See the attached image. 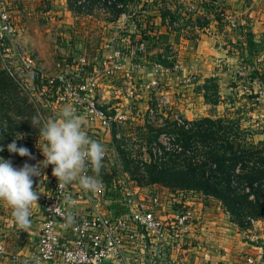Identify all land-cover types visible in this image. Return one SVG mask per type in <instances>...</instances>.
<instances>
[{"label":"rangeland","instance_id":"374dc122","mask_svg":"<svg viewBox=\"0 0 264 264\" xmlns=\"http://www.w3.org/2000/svg\"><path fill=\"white\" fill-rule=\"evenodd\" d=\"M141 1L0 0V14L8 15L11 24L10 33L0 27V146L4 148L0 157L17 168L24 164L27 157L7 151V145L16 140L18 147L31 153L39 150L44 160L39 128L48 118H58L61 108L69 105L49 104L48 99L39 100L27 90L22 73L29 66L51 77L62 76L76 86L97 78L92 80L97 83V99H104L105 111L124 117L120 133L134 149V162H150L151 151L155 160L164 158L162 141L173 143L177 149L173 153L183 154L182 135L191 138L187 153L201 150L204 144L197 134L207 131H199V126L215 131L220 126L223 136L241 131L250 142L264 143V0ZM148 31L154 46L139 44ZM4 65L15 70V80L2 73ZM159 77L160 86H154ZM162 94L171 104L164 105ZM71 106L90 136L86 109ZM34 116L41 121L35 127L31 124ZM181 119L185 124H177ZM98 142L108 149L109 140L100 136ZM33 181L35 189L38 181ZM37 191L41 196L42 191ZM180 195L201 197L193 192ZM208 200L216 209L205 217L196 212L194 219L200 227L204 224L206 244L214 245L212 235L217 227H238L239 234L264 227V221L251 220L243 210L242 219L238 217L240 227L223 204ZM37 203L31 206V224L24 231L14 218L10 226L2 220L12 210L0 201V222L5 225L0 231V264L31 263L38 238L32 229L39 227L40 200ZM208 249L203 250L207 253Z\"/></svg>","mask_w":264,"mask_h":264},{"label":"built area","instance_id":"2783aa9c","mask_svg":"<svg viewBox=\"0 0 264 264\" xmlns=\"http://www.w3.org/2000/svg\"><path fill=\"white\" fill-rule=\"evenodd\" d=\"M0 27L2 32H11L8 15L0 14ZM2 69L13 71L5 65ZM178 69L176 66L175 71ZM22 74L34 92V79L42 81L39 99H48L52 105L69 103L86 109V124L92 126L88 129L89 137L99 135L93 140L98 141L100 136L109 140L98 177L103 187L98 191H85L78 182L59 188L57 178L52 176V165L43 169L41 176L33 177L38 181L37 190L42 192L36 212L39 220L36 254L29 264H191L185 256L190 233L202 229L198 220H194L195 199L180 195L183 192L141 185L124 170L126 163L130 166L136 163L131 159L134 149L122 140L124 117L108 113L102 103L104 99H97V83L92 80L97 78L86 79L76 86L62 76L51 77L32 66ZM153 84L160 86V77ZM164 97V105L171 104ZM179 123L185 124V120ZM161 144L160 151L177 152L170 141ZM32 155L35 159L27 157L23 163L32 165L42 161L39 150ZM111 167L117 168L116 173ZM103 169L105 175L110 174L109 179L104 178ZM88 174L94 175L91 170ZM247 231L249 247L255 254L247 253L243 262L231 264H260L264 259V234L257 233V227Z\"/></svg>","mask_w":264,"mask_h":264},{"label":"trees","instance_id":"16d2710c","mask_svg":"<svg viewBox=\"0 0 264 264\" xmlns=\"http://www.w3.org/2000/svg\"><path fill=\"white\" fill-rule=\"evenodd\" d=\"M136 2L140 4L142 1ZM149 32L151 31L144 34L143 42L139 43L142 46H154V38ZM2 71L11 80L16 79V75H12L14 70ZM25 82L23 85L33 95H38L44 86L41 80L34 79V92L26 79ZM43 108L45 109L44 106ZM198 130L207 131L210 137L207 143V132L200 131L197 134L203 140L204 147L201 150L187 153L186 147L191 138H184L182 135L180 143L184 146L183 154L164 151L165 157H157L155 160L151 151L150 162L143 163L139 160L135 167H131L125 161L126 169L141 185L160 184L172 192H193L203 196L205 201L217 200L240 227H243L238 218L242 219L243 212L240 210L245 211L251 220L264 221V143L250 142L241 131L234 135L229 132L227 136H223L224 129L220 126L216 131L209 126H199ZM115 169L116 172L117 168ZM103 173L105 177L104 169ZM106 177L109 179L110 174H106ZM179 186L181 187L178 188Z\"/></svg>","mask_w":264,"mask_h":264},{"label":"clouds","instance_id":"9594fccd","mask_svg":"<svg viewBox=\"0 0 264 264\" xmlns=\"http://www.w3.org/2000/svg\"><path fill=\"white\" fill-rule=\"evenodd\" d=\"M41 123L34 116L31 124L35 127ZM19 136V135H18ZM39 149L44 160L30 165L25 162L21 167H14L11 160L0 157V201L5 202L12 210L15 224L26 231L31 224L30 209L38 204L39 192L34 189L33 177L43 174V169L52 165V176L57 178L58 187L63 189L72 182H78L85 191H98L103 187L98 178L106 148L100 142L91 139L83 128L82 117L76 114L71 105L61 108L58 118H48L39 128ZM19 136V139H22ZM37 144V145H38ZM38 147V146H37ZM4 148L0 146V152ZM9 153L35 159L30 150L17 146L16 140L7 145ZM91 170L94 175H89ZM71 217H68L71 222Z\"/></svg>","mask_w":264,"mask_h":264},{"label":"crops","instance_id":"0c3cea01","mask_svg":"<svg viewBox=\"0 0 264 264\" xmlns=\"http://www.w3.org/2000/svg\"><path fill=\"white\" fill-rule=\"evenodd\" d=\"M104 140H108L107 137L104 138ZM104 178H107L106 175ZM212 203L213 201H205V198L202 199L201 196L198 197V199H195L194 202H192V206L201 217H205L208 212L216 209L215 207H212ZM204 204L210 205L208 207L206 206L205 209ZM4 219L10 226L11 219L13 221L11 211H9V214L4 213L2 220ZM3 228H5V225L0 222V231ZM257 228L259 230V233L264 234V227L262 229H259V227ZM32 229L35 233V237H38L39 227H37V225L34 227L32 226ZM203 229H201L202 233H200V229H197L195 231L192 230L190 233V240L188 241L189 246H187V252L185 253V256L188 258L191 264H231L232 262H243V258L247 253L248 256L253 253L255 254V251L251 250V248L249 247V234L246 230H242V233L239 234L240 229H238V227H217V230H215L212 235L214 241V245L212 246L206 244V238H208L206 235L208 234ZM203 240L205 241V243L203 242ZM208 247L210 251H208L207 253L204 252L203 249ZM260 264H264V259L260 260Z\"/></svg>","mask_w":264,"mask_h":264}]
</instances>
